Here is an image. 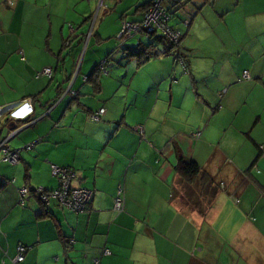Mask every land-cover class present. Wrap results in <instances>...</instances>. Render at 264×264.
<instances>
[{"label":"crops","instance_id":"obj_1","mask_svg":"<svg viewBox=\"0 0 264 264\" xmlns=\"http://www.w3.org/2000/svg\"><path fill=\"white\" fill-rule=\"evenodd\" d=\"M152 1L94 0L88 7L104 13L96 43L139 22ZM199 9L187 27L170 22L183 33L187 69L161 44L139 63L130 55L145 44L137 36L96 74L105 62L96 59L117 45L98 58L93 47L80 65L85 0H0V108L28 98L34 108L30 122L0 123L21 150L17 164L0 156V264H13L21 246L29 251L20 264H95L105 248L101 264H264L251 250L264 237V0ZM45 68L52 77H38ZM181 159L197 162L200 176L183 178ZM53 166L74 170V186L93 192L87 211L38 200L34 191L59 187ZM214 235H229L231 250Z\"/></svg>","mask_w":264,"mask_h":264},{"label":"built area","instance_id":"obj_2","mask_svg":"<svg viewBox=\"0 0 264 264\" xmlns=\"http://www.w3.org/2000/svg\"><path fill=\"white\" fill-rule=\"evenodd\" d=\"M165 0H155L152 5L145 11L143 18L139 22L123 21L121 32L119 35V40L122 45L127 41L136 38L137 36L143 38H150L152 34H156L161 31L163 37L171 44L178 45L182 39L181 31L174 30L170 25L171 15L164 7ZM186 26L189 25L187 21L184 22ZM176 62L180 64L184 69L186 65L184 60L177 57ZM107 62L105 61L99 68L101 72L105 71V66ZM53 69L45 68L42 72L38 73V77L47 76L52 77ZM250 74L248 71L243 73V80H250ZM33 99L28 98L23 102L16 105H8L0 108V123L1 119L7 117L12 122H30L33 116ZM105 114V109H101L97 113L91 115L93 121H99L101 117ZM1 127V125H0ZM1 129V128H0ZM18 131V130H17ZM20 131V130H19ZM14 133L12 136H14ZM200 134H197L199 136ZM9 138H2L0 133V156L4 163L17 164L20 161L21 150H14L9 147ZM31 149L30 146L26 147ZM53 176L59 181V187L55 191H46L44 189H38L34 191L35 196L38 200L45 206L49 207L52 202L57 203L61 208H66L76 213L85 212L88 210L89 205L93 199V192L89 189L76 187L74 182L77 175L72 169H65L62 167L53 166L52 167ZM29 189L21 190L22 202L29 195ZM124 190L119 189L118 196L115 199V210L119 213L125 211L124 203ZM29 248L21 246L18 248V254L13 260V264H20L25 260V256L28 253ZM111 255V251L105 248L101 257H107ZM101 257L94 260L95 264H101Z\"/></svg>","mask_w":264,"mask_h":264},{"label":"rangeland","instance_id":"obj_3","mask_svg":"<svg viewBox=\"0 0 264 264\" xmlns=\"http://www.w3.org/2000/svg\"><path fill=\"white\" fill-rule=\"evenodd\" d=\"M93 1L94 0H90V1L89 0H85V7L88 8V12L90 13L88 16H89L90 19H89L88 24H87V27H86V29H87V34H86L87 38H85L84 45H83V47L81 49L80 65L82 64L83 59H84V57H85V55H86V53H87L88 50H90V49H92L94 47L93 49H94V51H96V52L93 53L94 58H98L108 48H111V46H113V41L117 45L115 47L116 49H112L111 55H109L107 57H105L106 56L105 55L104 56L105 58H103L100 62H99L100 59L99 60L96 59V62H98L97 65H99L102 62H104L107 58H111V57L112 58H116L119 55L121 56V58L124 57L122 50L119 51V46L122 45L121 41L119 40V36L118 37H115V38L114 37H111L104 44H98V43H96V38H95L94 35L96 34V30L99 28V24L101 23V20L104 18V13L103 12H100V6L98 8H97V6H94V7L91 6V8L88 7L90 4L93 3ZM176 1H179V0H169V1H166L165 5H164L165 8L170 9L171 12H174L175 18L173 19V21L171 22V24L174 25V24H177L180 21L181 22L183 21L182 23H184L185 21H187L188 23H191L192 20H193V18H195L198 9L202 5L201 4V1L200 0L194 1V2H187V1H185L184 4H182L180 6L171 7L172 4H174ZM111 8L113 9L114 6L112 5ZM103 9H105V8L103 7ZM205 10H207V8ZM83 11H84V9H83ZM98 15H99V18H97ZM109 23H110V20H108L105 23V25L106 24H109ZM184 25L186 26V24H184ZM110 28L113 29V23L110 24ZM156 36H158V37L163 36L162 35V32L161 31L157 32L156 33ZM140 39H142V38H140ZM142 40H144L145 45H149L150 42H151L149 39H145V38H143ZM119 63L121 65H125V66H128L129 65V61H127L125 59L122 60V61H120ZM110 64L112 66H114V67H117V63H114L113 61H111ZM95 67H96V65H92V68L93 69H91V70L93 71ZM125 69H126V67H125ZM228 236L229 235H214V237H216V238H218V239L221 240V244L223 245V248H226V250H229L230 249V247L228 246V243H229ZM251 246H252V249L251 250L254 253H257V254L260 253L264 257V237L263 238L262 237H257L256 240H252V245ZM220 257L221 256L218 255V258L219 259H220ZM241 262H242V264H246V261L244 259H242Z\"/></svg>","mask_w":264,"mask_h":264},{"label":"trees","instance_id":"obj_4","mask_svg":"<svg viewBox=\"0 0 264 264\" xmlns=\"http://www.w3.org/2000/svg\"><path fill=\"white\" fill-rule=\"evenodd\" d=\"M166 1H169V0H165V3H166ZM185 1L193 2L194 0H179V1H176L174 4H172L171 7L180 6V5L184 4ZM202 1H203V4L201 7L211 3L212 0H202ZM152 3H153V1L146 7L145 11H147V9L152 5ZM201 7H200V9H201ZM165 9L168 11V13L171 15L172 18L175 17L174 12H171L170 9H167V8H165ZM182 35H183V33H182ZM148 39L151 41L149 45H145V44L140 43V45H138L136 48H133L130 50V55L139 59V61H140L139 63H144L145 61L149 60L150 58L158 56L159 54L157 53V51H158L157 49H158V45L161 44V45L165 46V51L163 52L164 54H167V55L172 54L175 56V58H177V57L181 58L182 60H184L185 65H186V69H187L186 56L184 53L181 52V50H179L180 43L178 45L171 44L163 36L158 37V36H156V34L152 35ZM100 66L101 65H99L97 67V69L95 70L96 74L99 72ZM176 170L180 175H182L183 178L191 181V180H195L196 178H198L200 176L202 169H201V166L193 160L187 161V160L181 159L179 161V164L176 166ZM209 184H210L209 185V188H210L209 192L211 193L212 196H214L217 192V189L215 187H213V180L212 179H210ZM66 244H69V242L67 241Z\"/></svg>","mask_w":264,"mask_h":264},{"label":"water","instance_id":"obj_5","mask_svg":"<svg viewBox=\"0 0 264 264\" xmlns=\"http://www.w3.org/2000/svg\"><path fill=\"white\" fill-rule=\"evenodd\" d=\"M153 35V34H152ZM29 126H27V128H28ZM23 130V129H22Z\"/></svg>","mask_w":264,"mask_h":264}]
</instances>
